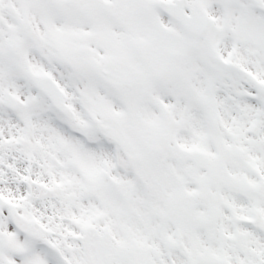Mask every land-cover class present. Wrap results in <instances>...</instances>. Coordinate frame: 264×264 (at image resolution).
<instances>
[{
	"label": "snow or ice",
	"instance_id": "6c2138e0",
	"mask_svg": "<svg viewBox=\"0 0 264 264\" xmlns=\"http://www.w3.org/2000/svg\"><path fill=\"white\" fill-rule=\"evenodd\" d=\"M0 264H264V0H0Z\"/></svg>",
	"mask_w": 264,
	"mask_h": 264
}]
</instances>
